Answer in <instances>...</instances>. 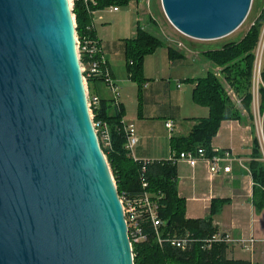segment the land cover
<instances>
[{"label":"water","instance_id":"obj_1","mask_svg":"<svg viewBox=\"0 0 264 264\" xmlns=\"http://www.w3.org/2000/svg\"><path fill=\"white\" fill-rule=\"evenodd\" d=\"M211 41L253 0H161ZM70 0H0V264H135L89 107Z\"/></svg>","mask_w":264,"mask_h":264},{"label":"trees","instance_id":"obj_2","mask_svg":"<svg viewBox=\"0 0 264 264\" xmlns=\"http://www.w3.org/2000/svg\"><path fill=\"white\" fill-rule=\"evenodd\" d=\"M96 2V6L91 9L98 11L110 7L123 8L137 0H96ZM73 14L77 36L95 38L94 32L88 30L91 16L82 1L75 3ZM263 25L264 4L253 25L240 41L228 42L221 49L207 50L202 53V56L221 69L222 79L215 73L209 72L205 77L188 80L194 84L192 95L194 104L208 109L209 115L196 120V124L187 136L171 138V147L174 152L180 154L202 148L208 157L214 156L212 143L221 124L225 121L242 119V113L228 93L226 85L232 90L249 117L253 118L256 51ZM164 45V41L140 25L137 27L136 38L125 42L128 75L130 80L137 83L140 88L146 83L143 75L145 59ZM169 55L171 59H174L177 52L169 48ZM260 80L258 93L260 112L264 120V65ZM94 81H102V78L90 79L91 92H93L91 85ZM111 103L115 109V115L109 117L106 113L109 108L108 104L100 100L99 104L92 109L93 120L95 123H104L109 127L111 147L106 148L102 145V149L110 165L119 195L126 193L133 197L142 192L143 162L135 161L126 150L127 136L123 120L125 111L121 104L116 106L114 100ZM262 158L260 143L258 139H255L253 160L249 169L254 181V204L258 210L264 208V162ZM144 177L148 184L145 190L158 200L160 218L165 225L161 231L162 244H159L154 228L148 223L145 224L147 240L133 245L135 264H252L246 260L229 259L227 256L228 242L226 241L212 243L209 248L204 247L214 235L220 234L214 226L213 217L220 213L226 201H213L210 215L205 219H188L186 201L179 196L178 192L177 164L166 160L150 161L146 165ZM187 232L192 241L186 251L171 245V239L175 235H183Z\"/></svg>","mask_w":264,"mask_h":264},{"label":"crops","instance_id":"obj_3","mask_svg":"<svg viewBox=\"0 0 264 264\" xmlns=\"http://www.w3.org/2000/svg\"><path fill=\"white\" fill-rule=\"evenodd\" d=\"M106 10L109 9L98 10L96 12V18L102 17L101 15L106 13L109 15L106 21H94L93 32L101 43L112 79L117 88L118 101L125 111L123 119L125 125H133L135 127L138 142L133 149V156L138 161H163L168 155L171 157L173 152L171 138L176 131H179L180 125H178V122L173 118H164L162 121H159L161 125L164 123L169 134V143L166 145L163 143L160 144V139L156 137V132H154V120L149 119L150 112L156 103L159 89V83L155 82L152 78L149 80L146 79L139 102H137V93L136 98L135 95L133 96L132 94H127L124 97L121 96V85L124 88H134L136 90L137 88L131 82L127 74L122 73L119 78L121 71L118 68V64L112 60L116 48H124L125 55V42L128 40L126 36H120V47H116L114 43L109 41L107 36L109 34L107 25L111 24L109 16L113 14L119 15L120 8L117 12L109 10L113 13L105 12ZM138 25L142 28H149V26L146 25L143 27L140 21ZM167 45L168 44L165 43L161 48ZM168 46L173 49L170 45ZM205 51L207 50L199 49L197 54L201 57L202 53ZM175 52L177 51L175 50ZM155 53L147 58L154 56ZM179 54L180 53L177 52V56L182 57ZM177 56L175 55V57ZM170 60L173 61L174 59L170 58ZM263 65L264 57L262 66ZM215 69L217 71L219 68L216 67ZM260 83L261 80L259 79L258 89ZM255 84L256 82L254 80V85ZM91 89L101 101H105L108 104L109 108L106 112L107 115L109 117L115 115V109L112 107L111 103L114 99V94L109 87L104 82L94 81L92 82ZM182 89V84L178 83L177 90L181 91ZM258 89L256 96L254 86L255 100L252 108L253 118L249 117L238 101L237 106L242 113V119L223 122L217 136L213 140L212 148L218 151L217 156L221 158V161L218 163L220 170L217 174L211 175L209 167L203 162H199L193 168L183 161L177 163L178 192L179 196L186 201V217L188 219H205L210 215V208L213 201H226L220 213L213 217L214 226L217 227L220 234L229 237L228 258L246 260L250 261L252 264H264V208L258 210L255 207L254 181L249 169L250 163L253 160L254 141L255 139L259 141L255 126V115L258 112L261 115ZM149 98L152 99L148 100ZM206 115H209V111ZM196 120L198 119H195L192 123L189 132L186 133L180 128V134L177 136H187L196 124ZM168 121H172L174 124L172 132L166 127ZM225 152L231 153L230 159H226ZM228 165L232 167L231 173L224 172V168ZM244 241L247 242L249 248L252 246L249 251L244 250L242 247L241 243ZM251 241H253L252 245L250 244ZM235 243L240 244V247ZM244 253H247L246 257H243Z\"/></svg>","mask_w":264,"mask_h":264},{"label":"rangeland","instance_id":"obj_4","mask_svg":"<svg viewBox=\"0 0 264 264\" xmlns=\"http://www.w3.org/2000/svg\"><path fill=\"white\" fill-rule=\"evenodd\" d=\"M263 4L264 0H253L249 15L239 29L225 38L211 41L195 40L179 32L166 17L161 0H137V2H132L126 7H121L119 15L113 14L109 16L111 24L107 25L109 31L107 36L109 41L114 43L116 47H120V36H126L128 40L136 38L138 22L140 21L143 27H145V25L149 26V28L145 27V29L148 31L151 30L150 32L153 33L154 36L173 47L174 50L180 53V56L182 55V57H175L173 61L170 60L169 46L167 45L164 48H159L154 56L145 59L144 62L143 75L145 79L149 80L152 78L155 82L159 83L156 103L150 112L149 119L154 120V132H156V137H159L160 144L163 143L166 145L169 143L168 131L164 123L163 125L159 123L162 119L173 118L178 122L180 128L187 133L192 127V123L195 119L208 116L206 115L208 114L206 108L194 104L192 97L194 84L188 80L191 81L205 77L209 72L215 73L222 79L221 69L219 68L216 71V66L213 63L208 61L204 56L199 57L200 55L197 54L198 50H217L221 49L225 43L240 41L253 25ZM105 12L113 13L109 10ZM108 15V13L101 15L102 17H98L96 20H98V22L101 20L106 21ZM112 60L118 64V68L121 71L119 78L122 73L128 75L124 48H116ZM257 81L258 80L255 79L256 96L258 89ZM131 82L136 86L137 90L134 88H124L120 84L122 88V90H120L121 96L124 97L127 94H132L133 96L135 95L136 98L137 93V102H139L145 84L140 88L137 83ZM178 83L183 86L181 91L177 90ZM226 89L234 102L238 104L237 98L227 85ZM151 99L152 98H149L148 100ZM257 115L259 116V112ZM180 128L179 131L175 132L174 136L180 134ZM169 159L170 155L164 158V160ZM238 245L240 247V244ZM246 255L247 253H244L243 257H246Z\"/></svg>","mask_w":264,"mask_h":264},{"label":"built area","instance_id":"obj_5","mask_svg":"<svg viewBox=\"0 0 264 264\" xmlns=\"http://www.w3.org/2000/svg\"><path fill=\"white\" fill-rule=\"evenodd\" d=\"M82 1L88 10L89 15L91 16V23L88 27L89 31H93L94 24L96 20V12L97 10H92L91 7L96 6V0H70L71 6L74 8L76 2ZM110 11L117 12L119 11L118 7H110L108 8ZM77 40V48L79 52L81 68L84 75V82L86 84L87 92H88V99H89V107L91 110V114L93 117L92 109L99 104V97L95 95L89 89V82L90 79L93 78H102L101 82H104L109 89L114 94V101L115 105L119 106L120 103L118 101V93L115 83L112 79L110 69L108 67V62L103 52L102 46L100 41L95 37L91 38L89 36H84L79 38L76 36ZM264 57V25L261 31L260 41L256 51V62H255V71H254V78L259 81L260 74L262 70V62ZM254 79V80H255ZM257 81V83H258ZM95 128L99 135V139L101 145L108 148L111 147V135L109 131V127L104 123H95ZM255 126L258 132L259 143L261 146V151L263 155L262 161L264 162V120L263 117L259 114V116L255 115ZM166 127L170 132L174 129V124L172 121H168L166 123ZM125 134L127 136L126 141V150L130 153L131 157L133 156V149L138 142V138L136 135L135 127L133 125H125ZM214 153L213 157H208L204 149L199 148L197 151L194 152H182L177 154L176 152H172L171 157L167 161H171L174 164L179 163L180 161L188 163L192 168L195 167L199 162L205 163L209 167V172L211 175H215L219 172L218 163L221 161V158L217 156V152L212 150ZM231 153L225 152L226 159H230ZM142 173H141V180H142V192L138 193L137 195L131 197L128 196L126 193L119 195V198L123 205V211L125 220L127 223L128 235L131 241L132 249L134 244H140L147 240V236L145 234V224H150L156 233L157 239L159 244L161 243L162 237V228H164L165 223L160 218V208L159 203L156 198L147 192L145 189L147 188L148 184L146 183V178L144 177V173L146 172V165L150 163V161H142ZM232 167L228 165L224 168L225 173H231ZM144 189V191H143ZM191 236L187 232L183 235H175L173 239H171V245L181 249L182 251H186L191 245ZM221 241H229V237L223 236L221 234L214 235L211 240L207 242L204 247H210L212 243L221 242ZM253 244V241L250 242ZM242 247L249 251L252 246L247 245V242L241 243Z\"/></svg>","mask_w":264,"mask_h":264}]
</instances>
